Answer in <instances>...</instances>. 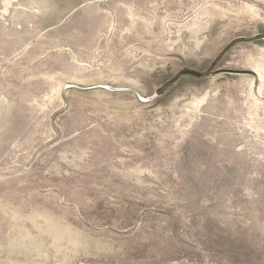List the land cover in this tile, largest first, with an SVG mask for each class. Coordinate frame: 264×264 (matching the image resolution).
<instances>
[{
  "label": "rangeland",
  "instance_id": "rangeland-1",
  "mask_svg": "<svg viewBox=\"0 0 264 264\" xmlns=\"http://www.w3.org/2000/svg\"><path fill=\"white\" fill-rule=\"evenodd\" d=\"M0 264H264V0H0Z\"/></svg>",
  "mask_w": 264,
  "mask_h": 264
},
{
  "label": "water",
  "instance_id": "water-1",
  "mask_svg": "<svg viewBox=\"0 0 264 264\" xmlns=\"http://www.w3.org/2000/svg\"><path fill=\"white\" fill-rule=\"evenodd\" d=\"M183 74H195L197 76H200L201 75V72L196 71V70H192V69H186V70H184V73Z\"/></svg>",
  "mask_w": 264,
  "mask_h": 264
},
{
  "label": "bare ground",
  "instance_id": "bare-ground-1",
  "mask_svg": "<svg viewBox=\"0 0 264 264\" xmlns=\"http://www.w3.org/2000/svg\"><path fill=\"white\" fill-rule=\"evenodd\" d=\"M48 220V219H47ZM60 237V236H59Z\"/></svg>",
  "mask_w": 264,
  "mask_h": 264
}]
</instances>
